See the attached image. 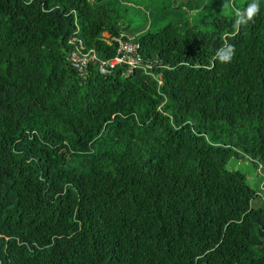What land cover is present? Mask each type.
Instances as JSON below:
<instances>
[{"label": "trees", "instance_id": "1", "mask_svg": "<svg viewBox=\"0 0 264 264\" xmlns=\"http://www.w3.org/2000/svg\"><path fill=\"white\" fill-rule=\"evenodd\" d=\"M213 1L129 39L119 0H0V264H264V0Z\"/></svg>", "mask_w": 264, "mask_h": 264}, {"label": "rangeland", "instance_id": "2", "mask_svg": "<svg viewBox=\"0 0 264 264\" xmlns=\"http://www.w3.org/2000/svg\"><path fill=\"white\" fill-rule=\"evenodd\" d=\"M121 11L125 13L124 20L128 27L125 30L126 36L133 39L139 33L152 25H162L168 21L180 23L186 20L206 21L211 20L221 9V3L212 0H119ZM120 9V8H119ZM228 10V8H227ZM153 28V27H151ZM230 168L242 167L251 177L255 170L253 164L247 159H233L229 163ZM264 174V168L257 175Z\"/></svg>", "mask_w": 264, "mask_h": 264}, {"label": "built area", "instance_id": "3", "mask_svg": "<svg viewBox=\"0 0 264 264\" xmlns=\"http://www.w3.org/2000/svg\"><path fill=\"white\" fill-rule=\"evenodd\" d=\"M72 40H76V38L74 37ZM115 40L118 43L116 55L109 60H98L93 50H81L83 43L81 39L77 38L79 48L71 54V63L80 70L85 69L89 62L97 63L100 73L109 72L115 65L126 64V73L131 72L139 64L138 56L131 55L137 49V44L130 41H122L120 38H115Z\"/></svg>", "mask_w": 264, "mask_h": 264}, {"label": "clouds", "instance_id": "4", "mask_svg": "<svg viewBox=\"0 0 264 264\" xmlns=\"http://www.w3.org/2000/svg\"><path fill=\"white\" fill-rule=\"evenodd\" d=\"M259 6L253 3L248 7L246 12L242 15L238 13L237 24H246L258 12ZM235 56V47L231 44L225 45L222 49L218 50L217 57L221 63L230 62Z\"/></svg>", "mask_w": 264, "mask_h": 264}]
</instances>
